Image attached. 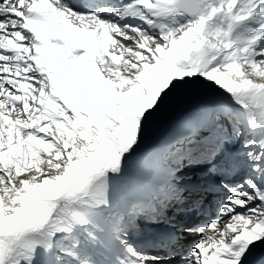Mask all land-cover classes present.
Segmentation results:
<instances>
[{"label":"snow or ice","instance_id":"snow-or-ice-1","mask_svg":"<svg viewBox=\"0 0 264 264\" xmlns=\"http://www.w3.org/2000/svg\"><path fill=\"white\" fill-rule=\"evenodd\" d=\"M0 264H264V0H0Z\"/></svg>","mask_w":264,"mask_h":264}]
</instances>
